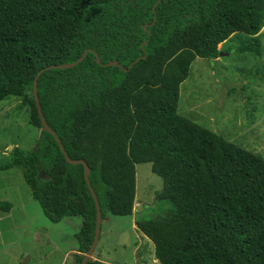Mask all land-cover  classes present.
I'll list each match as a JSON object with an SVG mask.
<instances>
[{
	"label": "trees",
	"instance_id": "16d2710c",
	"mask_svg": "<svg viewBox=\"0 0 264 264\" xmlns=\"http://www.w3.org/2000/svg\"><path fill=\"white\" fill-rule=\"evenodd\" d=\"M156 1L0 0V101L20 97L41 128L38 71L94 50L102 64L89 51L45 70L37 93L67 154L89 165L102 219L133 214L135 164L150 162L162 189L135 224L159 263L264 264V156L178 112L195 58L212 64L225 40L236 53H262L264 0H160L154 12ZM13 167L51 222L82 217L80 264L96 214L83 165L67 163L43 129L0 164ZM12 206L0 201L4 212Z\"/></svg>",
	"mask_w": 264,
	"mask_h": 264
},
{
	"label": "rangeland",
	"instance_id": "374dc122",
	"mask_svg": "<svg viewBox=\"0 0 264 264\" xmlns=\"http://www.w3.org/2000/svg\"><path fill=\"white\" fill-rule=\"evenodd\" d=\"M260 37V55L236 53L234 41L225 40L218 44L221 54L212 64L195 58L180 85L178 112L264 156V26ZM28 112L20 97L0 101V164L8 161L13 148L28 149L38 138L41 129L29 122ZM135 178L133 214L103 219L92 259L108 264H161L135 217L154 203L162 179L150 162L135 164ZM0 201L13 205L7 212L0 210V264H74L81 216L51 222L18 167L0 170Z\"/></svg>",
	"mask_w": 264,
	"mask_h": 264
},
{
	"label": "water",
	"instance_id": "95a60500",
	"mask_svg": "<svg viewBox=\"0 0 264 264\" xmlns=\"http://www.w3.org/2000/svg\"><path fill=\"white\" fill-rule=\"evenodd\" d=\"M160 0H157L154 5H153V11L155 12V7L157 5V3L159 2ZM91 51L92 53H94L95 55V60L97 63L99 64H102L101 63V60L99 58V55L97 52H95L94 50L92 49H85L82 53V55L75 61L73 62H68V63H63V64H50V65H47L43 68H41L37 75L35 76L34 78V81H33V98H34V102H35V106H36V109H37V113H38V116H39V119H40V123H41V130H46L48 131L49 133H51L54 137V139L56 140V142L58 143L63 155H64V159L67 163L69 164H82L83 165V176H84V179L87 183V187L92 195V198H93V201H94V205H95V227H94V236H93V239H92V242L91 244L89 245L88 249L82 254V258H81V262L80 264H86L88 260L92 259V256L95 252V248L97 246V243L99 241V238H100V233H101V225H102V222H103V219H102V216H101V209H100V205H99V201H98V198H97V195L90 183V180H89V173H90V167L89 165L87 164V162L83 159H73L71 158L67 152L65 151L64 149V146L60 140V138L58 137V135L56 134V132L49 126L48 122L46 121L44 115H43V112L41 110V106H40V103H39V96H38V93H37V78L38 76L45 70H49V69H63V68H68V67H73L75 65H77L78 63H80L86 56V54ZM221 54V52H220ZM145 55L141 56V57H138L135 61L139 60L140 58H144ZM133 61L131 63V65L135 62ZM116 61H112L106 65H116ZM122 69L125 70V68L122 67Z\"/></svg>",
	"mask_w": 264,
	"mask_h": 264
},
{
	"label": "crops",
	"instance_id": "0c3cea01",
	"mask_svg": "<svg viewBox=\"0 0 264 264\" xmlns=\"http://www.w3.org/2000/svg\"><path fill=\"white\" fill-rule=\"evenodd\" d=\"M98 242H99V241H98ZM97 244H98V243H97ZM76 248H77V247H76ZM76 248H75V249H76ZM73 252H75V250H74V249L72 250V253H73Z\"/></svg>",
	"mask_w": 264,
	"mask_h": 264
}]
</instances>
